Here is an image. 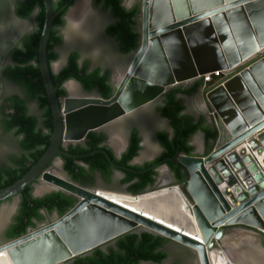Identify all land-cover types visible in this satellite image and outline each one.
Segmentation results:
<instances>
[{
    "label": "water",
    "instance_id": "water-1",
    "mask_svg": "<svg viewBox=\"0 0 264 264\" xmlns=\"http://www.w3.org/2000/svg\"><path fill=\"white\" fill-rule=\"evenodd\" d=\"M77 1L68 0L55 12L53 0H43L45 21L38 62L52 110L53 134L49 147L30 170L0 188V202L17 198L38 181L46 185L40 192L61 190L76 196L78 202L65 215L1 244L0 264H66L125 233L142 231L194 250L197 264H213L212 254L227 249L226 236L234 229L264 232V55L244 66L264 54V32L245 11L264 0H142L139 47L108 99L96 93L59 97L53 83L57 72L48 60V43L54 21L65 10L68 15ZM237 11L248 32L243 42L253 41L251 50L236 43L228 24L225 30L218 24L220 18ZM3 58L1 52L0 95ZM239 68L215 87L212 82L204 84L216 137L207 144L202 135L201 155L176 153L158 163L168 169L166 162H175L185 176L183 182L133 195L126 189L86 188L52 167L57 161L61 167V156L81 159L102 153L113 167L130 170L116 163L105 149L74 154L66 147L83 142L90 131L106 130L176 85L186 86L216 70L226 75ZM86 107L117 109L118 114L88 128L82 137L66 140L65 115Z\"/></svg>",
    "mask_w": 264,
    "mask_h": 264
},
{
    "label": "trees",
    "instance_id": "trees-1",
    "mask_svg": "<svg viewBox=\"0 0 264 264\" xmlns=\"http://www.w3.org/2000/svg\"><path fill=\"white\" fill-rule=\"evenodd\" d=\"M68 0H53L54 11H58ZM97 6L109 11L113 22L105 28V33L112 38L121 53H134L139 47L140 32L136 30V17L140 7L130 9L123 5V0H92ZM16 14L22 19L34 16L35 29L24 36L20 43L9 53L11 62L1 66V77L7 78L20 88L17 93L0 98V125L4 132L12 133L19 138L21 152L12 158L11 164L0 166V188L11 185L22 178L30 168L41 158L51 142L53 134V115L44 87L38 62L40 36L45 21V6L43 0H22L16 4ZM61 13L54 21V26L48 43V60L52 64L58 59L56 47L63 42L60 28L64 25V15ZM80 53L73 51L69 54L66 65L53 74V83L59 97H65L67 92L63 84L75 79L85 91H96L104 99L110 98L114 89L109 81V72L97 67L90 69L87 62L80 63ZM204 85L202 78L193 82L189 87L176 85L163 94V105L158 108L162 117L169 121L171 133L161 131L158 139L163 147V153L156 161L146 163L143 167L134 168L143 170L135 173L124 171L121 184L127 186L130 194L145 193L148 186L155 182L154 170L145 171L154 163L173 157L176 153L192 155L191 138L201 132L209 144L216 137V130L205 123L204 118L196 120L193 116L184 113L185 106L178 95H192L201 90ZM34 100L41 111L40 118L30 112L28 101ZM105 141L103 134L90 131L84 143L70 144V153L85 154L100 147ZM140 150V137L134 129L130 135L128 148L117 162L128 164ZM110 152V151H109ZM111 154V152H110ZM64 170L71 181L87 186L90 180L89 172H101L106 179L110 178L112 166L107 158L97 153L93 156L73 159L62 157ZM82 162L84 165L79 164ZM167 166L173 172L176 183L184 181L185 176L181 168L173 161ZM88 166V168H87ZM32 185L20 193L18 210L12 223L5 232L7 241L19 238L34 228L36 222L43 221L46 215L57 213L59 217L71 210L78 199L64 191H54L41 197L32 194ZM170 239L148 231L128 232L114 241L113 246L105 250L97 247L90 253L79 256L66 264H163L169 253L165 250Z\"/></svg>",
    "mask_w": 264,
    "mask_h": 264
},
{
    "label": "rangeland",
    "instance_id": "rangeland-1",
    "mask_svg": "<svg viewBox=\"0 0 264 264\" xmlns=\"http://www.w3.org/2000/svg\"><path fill=\"white\" fill-rule=\"evenodd\" d=\"M21 0H0V49L3 50L4 60H7L8 57V47L11 43L18 45L20 39L32 32L35 29L34 16L30 19H22L18 17L16 12L12 9L16 4ZM82 1L84 3V9L87 11V16L83 22L75 24L70 17V13L66 15V26L60 29V32L63 37V42L56 47V52L58 54V59L53 63V69L55 72H59L60 69L64 66L68 53L71 50H77L82 55V60L87 62L91 68L100 67L105 71L109 72L111 77V83L116 89V85L119 83V77L122 76L128 69L131 64L133 55H125L121 53L116 42L108 37L105 33V28L108 24L112 23L113 17L109 11L104 10L101 6H97L93 3L92 0H78L77 2ZM76 2V4H77ZM75 4V5H76ZM123 4L126 8L130 9L134 6H139L140 11L136 17V30H141V6L142 0H123ZM75 5L73 7H75ZM72 7V8H73ZM71 8V9H72ZM19 37V38H18ZM264 54H257L252 60L248 61L244 66L249 65V63L257 60ZM3 60L1 61V66L3 65ZM243 66V67H244ZM241 68L237 69L232 73V75ZM196 81V80H195ZM194 82V81H193ZM192 82V83H193ZM1 95L10 96L14 93H21L20 88L8 81L1 80ZM72 83L71 80L66 82V88L68 93L73 95H91L95 92L84 91L78 83L73 82L74 89L71 90L69 85ZM97 94V93H96ZM205 98V97H203ZM206 100V99H205ZM207 102V101H206ZM208 103V102H207ZM30 112L39 117L41 116V111L37 105V102L34 100L28 101ZM190 108H199L201 105L200 102H197L194 98L189 104ZM209 105V104H208ZM145 130L149 136L151 135V128L155 126L156 121L152 119L146 122ZM157 123H159L157 121ZM161 123V122H160ZM164 128H168L167 125L162 124ZM117 141H124V134L116 135L114 137ZM114 140V141H116ZM193 141L198 142V139H193ZM119 144V143H118ZM115 145V144H114ZM21 152V147L19 144V138L15 137L12 133H6L3 131L0 125V166L11 164L12 158L18 155ZM167 172V169L165 168ZM162 171L163 178L166 175V172ZM61 176H64L62 170H56ZM166 181V180H165ZM46 187V185L39 184L36 185L35 193L38 195H43L46 191H41V188ZM95 189H107L103 188L102 184L99 182L97 188ZM112 191L123 192V188L113 185L111 187ZM39 192V193H38ZM18 198L4 203L0 207V245L5 243L7 240L4 236L3 230L6 225L11 221L13 215L18 208ZM55 217H58L57 213L52 215H46L43 221L37 222L36 226H41L47 224ZM228 242V240H226ZM229 247V246H227ZM236 247V246H234ZM170 256L174 254H179L185 261H188L190 258L188 255L178 251L177 248H168ZM213 263L215 264L216 255L213 253Z\"/></svg>",
    "mask_w": 264,
    "mask_h": 264
},
{
    "label": "flooded vegetation",
    "instance_id": "flooded-vegetation-1",
    "mask_svg": "<svg viewBox=\"0 0 264 264\" xmlns=\"http://www.w3.org/2000/svg\"><path fill=\"white\" fill-rule=\"evenodd\" d=\"M22 1V0H21ZM14 12H16V6L13 7L12 9ZM19 17V16H18ZM64 26H66V14L64 15ZM61 27V28H62ZM60 28V29H61ZM61 33V32H60ZM19 38V37H18ZM22 40V38L20 39V41ZM20 43V42H19ZM16 45L14 43H11V45L8 47V57H7V60H4L3 59V65H7L8 63L11 62V59L9 57V53L10 51L15 47ZM59 46V45H58ZM73 51H77V50H71L68 55H67V58H66V61H65V64L64 66L66 65L67 63V59H68V56L71 52ZM3 53V50L0 49V53ZM79 52V51H77ZM80 53V52H79ZM4 54V53H3ZM133 55V53H131ZM125 55H128V54H125ZM5 56V55H4ZM80 63H83L84 61L82 60V55L80 54V60H79ZM63 66V67H64ZM62 67V68H63ZM90 67V65H89ZM61 68V69H62ZM97 67H94V68H91V70L95 69ZM60 69V70H61ZM103 70V69H102ZM105 71V70H103ZM58 73V72H57ZM3 81H8V82H12L10 81L9 79L7 78H3L2 79ZM109 81L111 83V77H109ZM13 83V82H12ZM193 84V83H192ZM191 84V85H192ZM80 85V84H79ZM112 85V83H111ZM1 86H2V83H1ZM185 86V85H183ZM190 86V85H189ZM189 86H185V87H189ZM63 87L65 88L66 92H67V95H69L68 93V90L66 88V82L63 84ZM80 87L83 89V87L80 85ZM113 87V85H112ZM204 87V85H203ZM203 87L201 88L200 91L198 92H195L194 94L192 95H178V99H186V98H190V97H194V98H197L198 100L201 101V98L205 97V91H203ZM114 89V87H113ZM84 90V89H83ZM85 91V90H84ZM92 92H95L97 93L96 91H92ZM16 94V93H14ZM12 94V95H14ZM98 95V93H97ZM11 96V95H10ZM4 98L5 97H8V96H3ZM182 101V100H181ZM199 102V101H198ZM206 102V101H205ZM183 103V102H182ZM163 105V95L161 97H159L158 99H156L155 101H153L152 103L150 104H147L143 107H141V109H138L132 113H129L123 117H121L120 119H118L117 121L113 122L112 124L109 125V127L106 129V130H101V131H96L98 134H103L105 136V141L103 143L100 144V147L97 148V149H105L109 152V154L111 155V157L113 158V160L120 164V165H126V166H129L131 169L130 171L132 172H135V173H141L143 172V170H139V169H136L134 168L135 166H138V167H143L146 163H150V162H153V161H156L157 159L160 158V156L162 155L163 153V147L158 139V133L161 132V131H167V132H172L171 131V127H170V124H169V121L167 119H165L164 117L161 116L158 108L161 107ZM185 108H190V105L187 104L185 106ZM199 108H210V106L208 105V103L206 102V104L203 106H199ZM185 113V111H184ZM186 114V113H185ZM210 118V117H209ZM153 120L154 122L156 121V124L154 127L151 128V135L149 136V134H147L146 130H145V127H146V122L149 121V120ZM199 119V118H198ZM197 119V120H198ZM157 121L159 123H157ZM162 124H165L168 126V128H164ZM211 122V121H210ZM206 124H209V122H205ZM136 129L138 131V134H139V137H140V150H141V147H142V141H144L145 139L146 140H150L152 142H154V144L156 145V147L158 148L159 150V153L156 154V156L151 159V160H147V161H144V162H137V159H136V162L134 164H131L132 160L128 163V164H122V163H119L117 162L118 160H120L122 158V155L123 153L126 151V149L128 148V145H129V141H130V135H131V132ZM124 134V141H117L114 137L116 135H122L123 136ZM202 135L204 136V140H205V143L206 142V139H205V135L201 132L195 134L192 138H191V141L193 139H198L199 142H201V139H202ZM86 140V139H85ZM85 140L83 142H80V143H84ZM116 140V141H114ZM190 141V143H191ZM119 143V144H118ZM71 144H77V143H71ZM115 144V145H114ZM208 144V143H207ZM70 145V144H69ZM68 145V146H69ZM66 147V150L69 151V147ZM140 150L138 151V154L136 155L137 158L138 156L141 155V152ZM94 151V150H93ZM116 152H120V156L116 158ZM194 152V151H193ZM102 154V153H101ZM193 154V153H192ZM105 156V155H104ZM135 156V157H136ZM62 157L64 156H61V160H62V163H61V167L59 165V169L63 171L65 177L69 178L70 177L68 176L67 172L64 170V160L62 159ZM82 159V158H81ZM166 159V158H165ZM78 160V159H77ZM58 163V162H56ZM79 164L81 165H84L82 162H78ZM160 163V162H158ZM158 163H154L153 165H151L149 168H147L145 171H148V170H154L155 172V182L153 183V185L151 186H148L147 188V191L149 189H155V188H158L160 187V181L161 180H166V182H171L173 181L174 183L172 184H176V178H175V175L173 174V172L169 169V167L167 166V172L165 171V169L163 167H161L162 165H158ZM167 163V162H166ZM56 164H53L52 167H54L55 169V166ZM167 165V164H166ZM3 166V165H2ZM112 166V165H111ZM58 168V167H57ZM88 168V166H87ZM124 171L126 170H121V169H118V168H115L112 166V172L110 174V178L109 179H106L103 174L101 172H89V176H90V180H89V183L87 184V186H84L86 188H89V189H94V190H107V191H112L111 190V187L113 185H116V186H119V187H122L123 190H127V186L124 185V184H121V179L124 177ZM137 171H141V172H137ZM162 171H165L166 172V175L165 177L163 178V175H162ZM71 180V179H70ZM101 183L102 184V187L103 188H107V189H95L97 188L98 186V183ZM39 184H43V182L41 181H38L36 182L34 185H32L33 189H32V194L33 196L35 197H41V196H44L45 194H48V193H51V192H54L55 190H51L50 192H46L44 193L43 195H35L36 193L34 192V190L36 189V185H39ZM59 191V190H58ZM19 202H20V195L17 197ZM15 198H11V199H8L6 201H3V202H0V207L6 203V202H9L11 200H14ZM19 202H18V207H19ZM18 210V208H17ZM17 212V211H16ZM15 212V214H16ZM15 214L13 215L11 221L6 225V227L4 228L3 230V233H4V236H5V232L7 230V228L10 226V224L12 223L13 221V218L15 216ZM37 224V222H36ZM114 245V242H110L108 243L106 246L103 247V249L105 250L108 246H113ZM177 248L178 251L186 254L189 256V258L191 259V256L192 254L195 255V259H196V254H195V251L186 247V246H183L175 241H169L167 244H166V248ZM172 256H170L171 258ZM170 258L168 257L167 260H165V262L163 264H169L170 262Z\"/></svg>",
    "mask_w": 264,
    "mask_h": 264
},
{
    "label": "bare ground",
    "instance_id": "bare-ground-1",
    "mask_svg": "<svg viewBox=\"0 0 264 264\" xmlns=\"http://www.w3.org/2000/svg\"><path fill=\"white\" fill-rule=\"evenodd\" d=\"M81 2L82 1L77 2L75 7L71 9V13L69 12L70 17L75 24L83 22V20L87 16V11L83 7L84 3ZM245 11L247 13L250 12L255 17V24L257 26L259 25L258 27L259 29H261V32H264V3L260 5H253ZM218 24L221 28H223V30H225L226 24H228L229 29L231 30V34H234L233 37L235 38V41L238 45H241L243 43L242 45L244 47H247L246 49L251 50L253 48V41L252 43H247L248 45H245V43L243 42L244 35H247L248 32L245 22H241V13L239 11L232 13L225 19L220 18L218 20ZM195 33L197 34V31ZM72 83L68 84L71 90L75 88ZM134 89L135 87L133 86L132 90ZM129 97L130 96H127L128 100L131 99ZM117 114V109L106 110L99 109L98 107H86L84 109L69 113L65 115V138L66 140L78 139L82 137V135L88 128L95 126L99 121L103 120L106 117L108 118ZM57 162L58 163H55V170H59L60 163L59 161ZM214 254L217 257L215 264H234V262L231 260L232 251H229L228 248L225 250H217L214 252ZM212 256L214 255L212 254Z\"/></svg>",
    "mask_w": 264,
    "mask_h": 264
},
{
    "label": "crops",
    "instance_id": "crops-1",
    "mask_svg": "<svg viewBox=\"0 0 264 264\" xmlns=\"http://www.w3.org/2000/svg\"><path fill=\"white\" fill-rule=\"evenodd\" d=\"M192 84V83H191ZM188 84L187 86L191 85ZM194 97L181 99L184 106L190 104ZM196 101L200 102V106L206 104L205 98H201V101L195 98ZM185 113L187 115L193 116L196 120L198 118H204L205 122H209L211 129L215 130L213 122L210 120L209 115L211 113L210 108H185ZM211 121V122H210ZM193 146V155H201L200 142L191 141L190 143ZM141 155L138 156L137 162H144L147 160L153 159L157 153H159L158 148L154 142L150 140L142 141ZM160 186H165L168 184L174 183L173 181L166 182L161 180ZM228 242L224 244L229 251H232L231 260L234 264H264V232L259 230H251L250 228H238L230 232L226 236ZM236 246V247H234ZM165 250L168 252V249L165 247ZM169 253V252H168ZM195 255L192 254L191 259L185 261L181 255L174 254L170 258L169 264H197V259L194 258Z\"/></svg>",
    "mask_w": 264,
    "mask_h": 264
},
{
    "label": "built area",
    "instance_id": "built-area-1",
    "mask_svg": "<svg viewBox=\"0 0 264 264\" xmlns=\"http://www.w3.org/2000/svg\"><path fill=\"white\" fill-rule=\"evenodd\" d=\"M224 71L221 70H216L212 73H207L205 75H203L202 78L204 81V84L208 83V82H212L213 86L215 87L219 84H221L227 77H230L232 75V73H227L226 75H224Z\"/></svg>",
    "mask_w": 264,
    "mask_h": 264
}]
</instances>
